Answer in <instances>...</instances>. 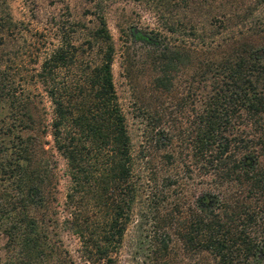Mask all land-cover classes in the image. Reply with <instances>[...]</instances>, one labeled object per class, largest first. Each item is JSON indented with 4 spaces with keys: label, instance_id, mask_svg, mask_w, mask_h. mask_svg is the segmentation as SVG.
Wrapping results in <instances>:
<instances>
[{
    "label": "trees",
    "instance_id": "trees-1",
    "mask_svg": "<svg viewBox=\"0 0 264 264\" xmlns=\"http://www.w3.org/2000/svg\"><path fill=\"white\" fill-rule=\"evenodd\" d=\"M182 1L192 23L191 14L204 4ZM94 19L88 55L61 26L57 43L40 60L34 76L49 116L40 98L16 93L0 75V231L5 246L18 249L15 264L53 257L49 224L57 227L58 218L50 212L55 186L46 134L69 179L58 224L77 237L82 264H114L137 196L130 138L111 73L114 48L103 16L98 12ZM166 29L174 32L175 24ZM255 35L251 42L206 46L200 54L194 46L159 40L152 50L158 89H169L184 69H197L208 81L190 152L218 192L197 196L179 222L183 244L209 254L214 264H264V19Z\"/></svg>",
    "mask_w": 264,
    "mask_h": 264
},
{
    "label": "rangeland",
    "instance_id": "rangeland-1",
    "mask_svg": "<svg viewBox=\"0 0 264 264\" xmlns=\"http://www.w3.org/2000/svg\"><path fill=\"white\" fill-rule=\"evenodd\" d=\"M200 1L204 5L196 8L189 23L182 0H0V75L16 93L34 101L40 98L47 116L50 105L34 74L42 56L57 43L58 28L66 27L74 45L88 55L86 40L94 15L99 12L104 18L114 48L113 84L125 117L138 188L113 253L114 264H214L209 254L189 249L180 238V220L186 218L194 199L204 191L218 192L190 152L208 81L197 75V69H184L176 72L169 89H158L152 50L157 40L194 46L197 54L206 46L215 49L234 39L254 41L264 19V0ZM171 22L176 28L172 33L166 29ZM91 55L94 59V52ZM44 140L54 173L50 212H55L59 223L69 179L50 136L46 134ZM165 178L175 183L164 185ZM58 223L49 224L53 257L40 264H58L56 257L66 264H82L77 237ZM5 241L0 231V264L20 262L18 249L7 248Z\"/></svg>",
    "mask_w": 264,
    "mask_h": 264
}]
</instances>
